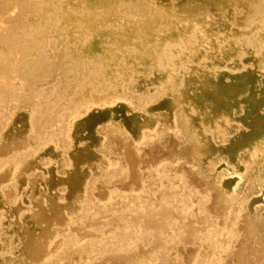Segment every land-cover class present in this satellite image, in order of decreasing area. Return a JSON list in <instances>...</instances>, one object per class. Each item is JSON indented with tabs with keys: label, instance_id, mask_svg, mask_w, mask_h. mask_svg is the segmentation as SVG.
Wrapping results in <instances>:
<instances>
[{
	"label": "bare ground",
	"instance_id": "bare-ground-1",
	"mask_svg": "<svg viewBox=\"0 0 264 264\" xmlns=\"http://www.w3.org/2000/svg\"><path fill=\"white\" fill-rule=\"evenodd\" d=\"M0 264H264V0H0Z\"/></svg>",
	"mask_w": 264,
	"mask_h": 264
}]
</instances>
